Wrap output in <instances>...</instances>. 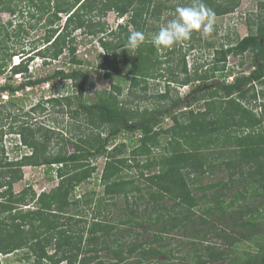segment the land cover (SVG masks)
Masks as SVG:
<instances>
[{
  "label": "trees",
  "instance_id": "1",
  "mask_svg": "<svg viewBox=\"0 0 264 264\" xmlns=\"http://www.w3.org/2000/svg\"><path fill=\"white\" fill-rule=\"evenodd\" d=\"M239 1L203 3L215 17L232 13ZM164 3L0 0V72L9 70L13 75H25V81L19 85L5 84L0 91L14 95L18 90L56 78L70 80L74 87L71 94L39 101L32 111L40 117L47 104L67 109L77 104L72 108L74 116L87 114L93 126L90 137L77 141L41 120L5 122L4 118L16 113V105L12 98L0 103V254L21 253V264H125L134 256L136 264H264L263 1L259 3L257 20L251 23L249 19L247 35L219 45L209 44L214 46L210 66L196 67L190 73L183 60V78L170 70L165 89L158 94L164 100L161 105L129 106L127 100L120 98L125 91L121 83L97 91V100L92 103L82 100L90 76L81 67L83 60L77 55L75 31L104 33L100 43L106 53L99 67L110 77L119 71L124 60L131 77L130 89L145 82L146 90L148 78H155L156 66L163 62L158 56L160 49L147 38V26L151 20L161 19L164 9L169 8ZM110 10L120 17L127 16L115 29L106 28L100 20ZM2 12L10 13L12 18L4 22ZM62 13L67 14L64 24ZM27 18H45L44 35L31 52L17 46L28 33ZM132 31L142 32L145 40L134 51L122 54L120 50L127 45ZM66 51L72 65L68 70L57 69L34 80L27 76L34 57L40 56L48 64ZM247 52L253 57L250 73L213 83L216 74L228 68L230 55L244 57ZM168 54L164 52L162 56ZM15 55L22 57L20 63L13 64ZM194 81L198 83L185 97L186 109L171 111L182 99L171 95V85ZM260 99L263 101L258 103ZM200 101L203 105L194 108ZM257 105L260 112L255 110ZM166 115L172 117L174 124L164 128L160 124ZM125 132H139V137L132 142L118 141ZM8 134L19 137L17 149L28 151L14 158L9 156ZM59 142L63 145L56 151L54 147ZM72 142L75 150L71 152L66 144ZM130 147L133 148L128 157ZM100 157L104 158L100 177L103 192L76 194L77 188L98 171L95 161ZM27 165L54 170L58 185L40 193L32 186L17 192L15 184L24 178ZM132 168H136L138 176L125 175V170ZM219 170L227 172L226 178L215 183L203 182L207 176L216 177ZM210 188L213 192L205 191ZM121 199L126 205L118 213L112 212L111 208L121 206ZM171 200L173 204H169ZM89 209L91 212H87ZM89 214L91 222L85 218ZM175 232L191 240L173 245V238H167ZM211 236L218 239L210 240ZM184 247L187 251L179 254ZM104 250L107 254L112 252L116 261L103 259L100 252Z\"/></svg>",
  "mask_w": 264,
  "mask_h": 264
},
{
  "label": "rangeland",
  "instance_id": "2",
  "mask_svg": "<svg viewBox=\"0 0 264 264\" xmlns=\"http://www.w3.org/2000/svg\"><path fill=\"white\" fill-rule=\"evenodd\" d=\"M165 5L169 8L164 9L162 13L161 19H153L147 26V33L149 36L147 38H151L152 41L153 36L159 30L160 27L164 26L169 20L175 18L176 8L178 6H187L189 4L197 3L195 0H164ZM222 0H216V2H221ZM260 1L264 2V0H240L239 4L235 7V10L232 13H228L225 15H218L213 17L214 29L208 35H203L202 30L194 31L190 38L185 41H181L173 45V47L167 48L165 50H159L158 56L163 59L162 63L157 65V69L154 72L155 78H148L147 84L148 87L144 90V86H146L145 82H142L140 85L135 86L130 89L131 86V77L128 76L127 63L124 60H121L119 64V71L113 72L110 77L105 75V71L99 67V62L105 55L106 51L102 47L100 43V37L105 36L104 33L97 34H89L86 31L77 30L75 31L76 42H77V55L79 58L83 60V64L81 67L84 70H87L89 73V83L87 85V89L83 95V101L87 103H92L97 100V91H102L104 89H111V86L114 83H121L123 87H125L124 94L120 95V98L127 100L128 105L133 108H145L150 107L154 108L158 104H162L164 100L158 97V94L163 92L166 86V78L170 77V70H174L177 72L178 76L183 78L184 73L182 72V67L184 65V61H186L189 72L193 73L196 67L200 69H205L210 66L209 63L214 59V46L209 47V44L219 45L222 42H227L230 39H234L237 36L243 37L250 32L249 28V19L250 22L253 23L257 20L258 14H260L259 3ZM261 14H264L261 11ZM3 21H7L12 18V15L8 12H2ZM62 22L66 19L67 14L62 13ZM127 16L120 17L118 13L114 10H110L107 14L100 17L102 22L106 23V28L112 29L116 28V26L123 21ZM96 20H99L96 16ZM26 30L27 34L24 35L22 39L19 40L17 46H24L27 48L28 52L32 51V48L35 45L40 44V37L44 35L45 32V18L39 21L36 19L27 18L26 20ZM61 22V23H62ZM33 24L32 27L30 24ZM153 28V29H152ZM95 29V28H93ZM98 28H96L97 30ZM130 29L133 30V27L130 26ZM108 38V37H107ZM20 44V45H19ZM168 50L172 51L171 54H168ZM122 54L127 53V51H134L132 49H121ZM164 52H167V56L164 55ZM184 56V57H183ZM169 58L170 60H167ZM18 56H14V61L21 60ZM252 53L247 52L244 57H235L230 55L228 57V68L223 73L220 71L216 74L213 79V83L221 82L224 80L232 81L235 75L250 73V71L254 68L252 65ZM242 62H245L244 64ZM69 52H65L58 59L53 60L48 64L42 63V59L40 57H35L33 60L29 62V78L32 80L36 78H45L54 73L57 69L68 70L71 67ZM162 74V75H161ZM161 75V76H159ZM165 75V77H163ZM226 75V76H225ZM28 78V79H29ZM22 81H25L24 74H16L13 75L9 70H5L4 73L0 72V87L5 84H11L14 86L19 85ZM198 83V81L191 82L187 85H180L178 82L173 83L171 95L173 97H177L179 95L182 99L179 100V103L175 105L170 110L179 112L180 110H185L184 105L187 102L186 95H189L192 92L193 87ZM72 82L67 79L56 78L50 82H43L37 84L35 86H28L25 89L18 90L14 95L8 93L7 91H0V103L6 99H13L16 105V113L10 117L9 119L4 118L5 122L18 124L24 121L25 119L30 118L29 120H41L46 124L56 127L61 130L64 136H70L73 140L80 141L81 137H90L93 133L92 125H90L89 117L85 113H79V115L74 116L72 113V108L78 107L75 104L72 108H62L61 106H53L52 104H47L46 110L44 113H40V117L36 112L32 111L33 106H35L39 101H44L47 98L59 96V95H68L74 91V87L72 86ZM260 89V85L258 86ZM177 94V95H176ZM147 96V97H146ZM184 97V98H183ZM264 100V98H263ZM262 99L258 100V103L263 101ZM79 102V100H77ZM200 105H203V101L196 103L193 107L198 108ZM257 112L261 111V107L257 105L255 108ZM30 114V115H28ZM36 114V115H35ZM174 124V121L171 116L166 115L163 117L161 124L164 128H167ZM139 137V132L131 133L125 132V135H121L118 137V141H126L132 142L136 138ZM19 142V137L13 134L6 135V147L7 151L12 158L16 156H20L22 153L28 151L26 148L17 149L15 145ZM56 143V139L54 140ZM135 144V142H134ZM63 145L62 142H59L55 145L54 150L57 151ZM130 146L134 145L130 143ZM130 147L127 151L126 156L130 157V150L133 148ZM66 149L68 151H74L75 145L74 143H67ZM95 164L98 166V171L94 173L93 177L87 182L81 184L80 187L77 188V193H85L96 190L97 193H102L104 186L101 184V169L104 165V158L100 157L95 161ZM24 178L15 184V190L21 191L22 189L32 186L37 193L42 191H49L54 186L58 185L59 179L54 170L48 169L45 166H33L27 165L24 167ZM227 172L218 171L216 177L211 178L207 176L204 178V183L209 182H217L222 177L226 178ZM126 176H138L136 168L126 169ZM240 186V185H239ZM213 188L205 190L208 193L213 192ZM204 191V190H203ZM201 191V192H203ZM144 192V191H143ZM235 191H231L230 193H234ZM131 202L134 201V198L130 199ZM121 206H117L118 208H111L112 212L118 213V210L123 208L126 203L124 199L120 200ZM169 204H173L171 200ZM87 212H91L89 209ZM89 222L92 221V217L89 214L85 217ZM123 232L119 233L120 235ZM181 233L175 232L173 236L168 235L167 240H171L173 238V245L175 243H179L183 245L185 241L191 240L189 237H185L184 239L180 235ZM118 235V234H117ZM149 238V235L146 236ZM131 239V238H129ZM210 240H217V237H210ZM131 241V240H130ZM183 241V242H182ZM220 241V240H219ZM187 247L180 251L179 254H183L187 251ZM255 251V248L253 249ZM21 253H10V254H0L1 264H21V261L18 259ZM100 255L103 259L109 257V260L116 261L113 258L112 252L101 251ZM137 256L129 257L125 264H136ZM60 264H66L65 262ZM222 264V263H216Z\"/></svg>",
  "mask_w": 264,
  "mask_h": 264
},
{
  "label": "clouds",
  "instance_id": "3",
  "mask_svg": "<svg viewBox=\"0 0 264 264\" xmlns=\"http://www.w3.org/2000/svg\"><path fill=\"white\" fill-rule=\"evenodd\" d=\"M175 12V18L169 20L164 26L160 27L152 38V43L157 49L170 48L176 43L188 40L194 31L202 30L203 35H208L214 29L213 17L215 13L206 7L203 0H198L197 3L187 6H178ZM66 19L62 22L63 24L66 22ZM124 19L120 23H124ZM144 40L145 36L142 32L132 31L128 35L127 45L122 49L134 50L138 48ZM16 56L21 58L20 55H15V57ZM40 58L42 59V63H44L43 58ZM20 61L21 60H13V64L20 63Z\"/></svg>",
  "mask_w": 264,
  "mask_h": 264
}]
</instances>
